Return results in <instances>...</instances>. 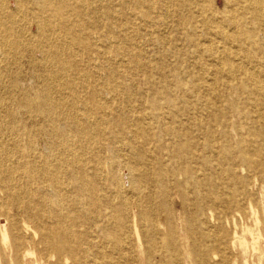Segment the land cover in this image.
<instances>
[{
    "label": "rangeland",
    "instance_id": "1",
    "mask_svg": "<svg viewBox=\"0 0 264 264\" xmlns=\"http://www.w3.org/2000/svg\"><path fill=\"white\" fill-rule=\"evenodd\" d=\"M169 1L81 7L119 43L109 59L66 42L62 28L40 29L31 13L16 24L4 13L29 47L0 49V264H13L4 232L17 240L40 226L56 168L70 200L81 195L76 178L102 189L105 217L90 216L119 241L92 232L96 264H264V14L247 0ZM9 182L19 200L7 198ZM26 249L27 262L56 261Z\"/></svg>",
    "mask_w": 264,
    "mask_h": 264
},
{
    "label": "bare ground",
    "instance_id": "2",
    "mask_svg": "<svg viewBox=\"0 0 264 264\" xmlns=\"http://www.w3.org/2000/svg\"><path fill=\"white\" fill-rule=\"evenodd\" d=\"M88 1L89 0H8L7 3H4L3 0H0V49L10 53V52H14L15 50H20L21 48L24 49V48L29 47V46H27V44L24 43L25 30H23L22 32L13 33V30H12L13 27L10 25H7V23H5L8 19L4 17L5 16L4 13H7L8 16L10 17L9 18L10 21L13 22L14 24H16L15 19L17 17H19L22 13L27 12V13H31L33 16H35L37 18L38 25H39L40 29L42 27H44L45 29H50V30L56 32L57 28H62L66 34V36L64 38L66 42L81 43L85 48V52H87L88 54H89V52L96 51L95 54H97L98 56H103L104 58L109 59V56H108L109 52L107 50L109 48L118 46L119 43L112 40V38L110 37L111 34H109V33L108 34H104V33L102 34L98 31L99 30V24L101 21L99 16H97L96 18H94L92 20H88L87 18H84V16H82L83 14L81 11V7H83V6L85 7L88 4ZM101 1H103V0H101ZM143 1H145V0H142V2ZM150 1H152V0H150ZM161 1L164 2L166 0H161ZM167 1H169V0H167ZM192 1H194V0H192ZM192 1L181 0L179 5H180L181 9H186L191 4ZM195 1H197V0H195ZM169 2H171V0ZM247 3H249L250 9H252L255 12L256 16H260V15L264 14V0H247ZM102 6L105 8L107 13L109 14L108 21L112 22V26H114L116 20H118L119 17L113 12V10L111 9V7L109 6L108 3L105 2V3H103ZM86 9H88V7ZM167 10H168V8H167ZM92 12H96V9H93ZM232 19H233V17H232ZM233 21H234V19H233ZM234 25H236V24H234ZM15 26L17 27V25H15ZM34 26H36V25H34ZM29 29H31V28H29ZM229 31H231V30H229ZM111 32H113V30ZM231 33H232V31H231ZM39 39H40V37H39ZM39 39H37V41ZM233 39H234V41H236L234 38V35H233ZM102 42H104V43H102ZM116 49H117V47H116ZM227 50L229 51V49H227ZM246 51H248V50H246ZM226 56H227V51L225 50L224 52H222L218 55V60L222 61ZM90 57H93V56H90ZM115 59H114V63L117 64V66L119 67L121 65L120 64L121 61L115 60ZM252 67H253V65H252ZM250 69H252V68H250ZM244 71H245V69H244ZM220 73H221V71H220ZM53 75H54V73H53ZM54 78H55V76H54ZM159 82H161V81H159ZM59 85H60V83H59ZM47 87L49 89L46 90L45 93H46V97L48 98V101H49L48 106H50L52 108H57V106H55V104H53V102L51 101L52 87H51V85H48ZM259 90H260V92L264 91L262 89H259ZM261 95L264 96V93H261ZM105 102H106V100H105ZM177 119H179V118H177ZM71 120H73V119L71 118ZM88 127L90 129H92L91 125L84 127L83 125L78 124L77 130L80 132V131L84 130L85 128H88ZM65 141L71 142L70 140H66V139H65ZM71 144L76 146L73 142H71ZM73 150H74L75 156H77V159H79V152H78L77 148L74 147ZM134 161H135V159H134ZM47 168L48 167H46V168L43 167L41 169H38L39 172L43 175V177H46V175H48V169ZM38 170H37V172H38ZM56 170L57 171L53 174V176L51 175V180L57 186V188L55 187L52 192H46L42 196L44 199V203H46V205L50 206V207H48L49 209H53L55 211L58 210L56 213H54L55 215L51 214L48 211L49 209L47 211L45 210L44 213H41L39 215L42 218L41 224H40V226L37 227L36 230L33 231V235L20 234L18 236L17 240H14V239H12L11 235L8 232L3 233V241L6 244L7 243L9 244V248L11 249V252H12L11 262L13 264H32V260H30L29 262L26 261L27 256H31L30 250L26 249V246L28 244H30L32 247H34L36 249H39V252L41 253V255L46 256L47 258L48 257H55L56 261L53 264H65V262H68V260H71V264H96V261L93 260L90 256V253L92 251V244H93L91 239H90L92 232L98 231L97 229H99V231H100V229H101V231L103 232V235L105 237V241L107 243L109 242V240L112 237L114 238V236H115V240L119 241L118 235L113 234L111 231L106 230L104 227L100 228L99 227L100 225L97 226V223H98L97 218H104L105 217L103 207L106 205V202L102 201V199L100 198V194L98 191H102V189L98 187V185L95 183V181L93 179L91 181L88 179L86 182V180L80 181L79 178H76L75 181L78 184V187H79L78 189L81 192V195L78 199L73 198L72 200H70L67 196L62 195L59 192L60 188H58V187L60 186L61 182H60V178L58 177L57 173H60V171H58L59 168H56ZM23 172H24V170H23ZM98 172H101L100 169H98ZM34 176L35 175H32V178H33L32 181L33 182H35ZM5 187L8 191V195H9V196H7V198H10L12 200H17L19 198L20 193L18 190V184L17 183L9 182V184H6ZM28 195H30L29 192H28ZM82 197H84L85 199H88V201H83ZM124 198H126V197H124ZM64 203H67L69 205L79 206V207H81V210L77 211L74 209V210H71L68 212H64V207H65ZM91 209L93 211L95 209H98V211H97L98 217L96 219H94V217L90 216V210ZM25 228L27 229L28 227L25 226ZM99 250H100V248H99ZM98 252L100 254H103V250L98 251Z\"/></svg>",
    "mask_w": 264,
    "mask_h": 264
}]
</instances>
